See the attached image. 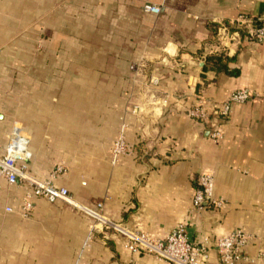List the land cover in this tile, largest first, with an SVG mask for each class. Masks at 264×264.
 <instances>
[{
  "label": "crops",
  "instance_id": "1",
  "mask_svg": "<svg viewBox=\"0 0 264 264\" xmlns=\"http://www.w3.org/2000/svg\"><path fill=\"white\" fill-rule=\"evenodd\" d=\"M263 14L264 0H0V154L16 122L30 172L45 179L63 163L54 183L79 202L103 201L110 218L159 238L182 224L193 244L208 237L206 264H221L214 237L242 229L251 239L239 264H264V40L248 35ZM212 54L234 58L229 72L207 64ZM131 62L160 76L154 98L132 82ZM244 87L255 96L232 105L213 141L189 108ZM148 101L126 112L133 151L112 164L119 117ZM204 171L224 209L193 210ZM28 190L0 177V264H169L61 201L35 197L23 216Z\"/></svg>",
  "mask_w": 264,
  "mask_h": 264
},
{
  "label": "built area",
  "instance_id": "2",
  "mask_svg": "<svg viewBox=\"0 0 264 264\" xmlns=\"http://www.w3.org/2000/svg\"><path fill=\"white\" fill-rule=\"evenodd\" d=\"M143 10L158 14L161 11V6L146 2L143 5ZM248 35L257 42L264 40V14L259 17L258 25L251 29ZM142 67L143 64L140 62L129 64L132 82H142L146 88V94L150 98H154L161 78L158 75L145 77V71ZM254 96L255 93L252 90L244 87L231 91L228 98L221 103H216L206 97H198L189 108L188 114L193 120L202 123L211 122V139L221 141L224 139L223 124L231 113L232 105L244 103ZM147 103L149 104V101L128 104L119 117V129L110 149V162L112 164L118 163L123 156L129 155L133 151L127 138L130 126L126 120V112L133 115L140 114L144 112ZM31 159L30 136L20 124L15 122L12 125L4 152L0 154V177L5 178L9 184L21 181L28 185L29 190L24 194L20 205V212L23 216H27L32 209L33 198L35 197L50 202L61 201L71 209L89 216L96 229L100 231L110 230L120 235L124 240V248L131 253L151 254L169 264H206L208 237H204L201 243L195 245L182 224L161 238L138 229L128 228L105 214L103 201H97L93 205L83 204L66 187L55 184L54 178L67 171L63 163L57 164L49 177L40 179L29 170ZM191 202L192 208L196 212L202 211L207 206L218 209L225 208L226 201L215 196V182L212 172L204 171L198 174L197 185L193 191ZM12 209L10 206L5 207L6 211H12ZM250 239V234L242 229L214 237L213 243L220 263L239 264L243 261V248Z\"/></svg>",
  "mask_w": 264,
  "mask_h": 264
},
{
  "label": "trees",
  "instance_id": "3",
  "mask_svg": "<svg viewBox=\"0 0 264 264\" xmlns=\"http://www.w3.org/2000/svg\"><path fill=\"white\" fill-rule=\"evenodd\" d=\"M233 60V57L227 56L225 54H212L207 57L206 61L208 65L217 70L229 72L227 69V63L232 62Z\"/></svg>",
  "mask_w": 264,
  "mask_h": 264
}]
</instances>
